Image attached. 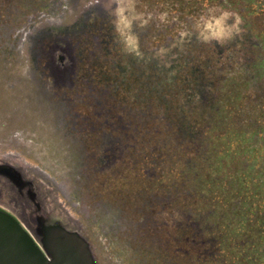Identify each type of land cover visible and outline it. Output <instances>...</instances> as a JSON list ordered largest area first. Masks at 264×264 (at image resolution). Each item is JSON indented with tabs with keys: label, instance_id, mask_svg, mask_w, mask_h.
I'll return each instance as SVG.
<instances>
[{
	"label": "flooded vegetation",
	"instance_id": "flooded-vegetation-1",
	"mask_svg": "<svg viewBox=\"0 0 264 264\" xmlns=\"http://www.w3.org/2000/svg\"><path fill=\"white\" fill-rule=\"evenodd\" d=\"M197 1L165 0L178 15L157 19L159 7L136 19L110 0H0V157L37 170L98 264H264L263 227L260 238L254 230L264 209L253 215L237 197L239 174L208 176L209 164L249 139L234 127L254 121L258 96L264 111L255 91L264 82V24L256 22L264 0H211L236 24L224 41L195 29ZM257 2L262 9L252 8ZM68 7L70 22L61 24ZM259 138L249 143L261 152L259 167L241 173L264 175ZM71 169L74 185L64 191L53 172ZM121 172L140 177L134 206L82 196L83 178ZM13 196L0 185L1 210Z\"/></svg>",
	"mask_w": 264,
	"mask_h": 264
},
{
	"label": "water",
	"instance_id": "water-1",
	"mask_svg": "<svg viewBox=\"0 0 264 264\" xmlns=\"http://www.w3.org/2000/svg\"><path fill=\"white\" fill-rule=\"evenodd\" d=\"M39 176L0 157V185L14 195L8 212L0 209V264H98L78 221Z\"/></svg>",
	"mask_w": 264,
	"mask_h": 264
},
{
	"label": "rangeland",
	"instance_id": "rangeland-1",
	"mask_svg": "<svg viewBox=\"0 0 264 264\" xmlns=\"http://www.w3.org/2000/svg\"><path fill=\"white\" fill-rule=\"evenodd\" d=\"M197 1V0H196ZM71 2V1H70ZM110 2H117L120 6H123L125 10L129 11L130 16H133V18H140L143 15L149 16L150 14L154 15L157 10L160 7V12H158V17H167V13H170V15L175 12L176 15H178V11L175 9L167 8L164 6L165 0H157V3L160 2L161 6H158L156 10L151 9V7L148 4V0H110ZM198 2V1H197ZM170 5V4H169ZM187 5H193L192 2L188 1ZM263 5V4H262ZM203 9L201 10V16L203 17L200 19L199 23H196L195 29L198 30L199 34L203 38H213L217 39L218 41H224L227 37H229L230 33H232L233 29L236 27V24L233 23V17L232 15L226 11L223 10L220 6L219 2H211V0H203ZM206 8V10H204ZM253 9H262L261 5L255 3L252 6ZM193 7H186L185 14L186 15H192L196 13V10ZM264 9V8H263ZM72 8H66L60 13L62 14V18L60 23L61 24H67L70 22V15L68 14L69 11H71ZM262 13V12H259ZM195 21V20H194ZM258 26H262L264 24V21L261 19L256 20ZM199 24V25H198ZM264 31V29H262ZM259 87H261V92L264 93V84L262 83ZM257 93L260 94L259 91L255 90ZM255 92V93H256ZM261 96H263L261 94ZM259 98H262L258 96ZM259 104H256L254 102V117L259 118L261 116L262 111L258 109ZM254 118V119H255ZM256 121V119H255ZM234 131H229L228 136L233 134ZM246 138H240L239 140L235 141V144H232L231 148L234 149V152L232 155L230 153H227L221 160L219 159V162L217 165L209 164L210 167H213V170L210 172V169H207L209 173V177L212 175V173H218L221 175L222 178L227 179V176L232 175L233 173L239 174L240 180L238 184H233L232 187L235 189L236 194L239 195V197H245L246 200L250 205H252V209H257L256 214L258 215L259 210L261 211L264 209V175L258 176L257 173H241L244 170V167L251 165L252 167H256L260 165V155L261 152L257 149H253L249 146V143H246ZM251 143V142H250ZM237 144V146H236ZM238 147V148H237ZM252 148V149H250ZM238 150V151H237ZM217 155V154H216ZM214 162V161H213ZM75 173L73 169L62 171V172H53V175L61 180L58 185L59 187L64 190L68 191V189H71V184H73V174ZM202 173H205L206 170H204ZM202 175V174H200ZM198 176V175H197ZM76 180H79V178L76 177ZM83 183L81 185V190L83 193V197L85 198H92L94 200H98L99 203H105L103 202L105 199H109L110 201H116V199L122 200L124 205H131L134 206L133 202H136V198H134V195L140 194V177L135 176V174H124L121 172L120 175L117 176V179H112V174H109L105 176L101 180H91L88 181L84 178L82 179ZM207 180V178H205ZM103 183L101 185L99 182ZM74 185V184H73ZM76 185V183H75ZM79 183H77V186ZM207 188H210L211 191L215 192V188L210 187V185H206ZM148 192V191H145ZM220 194V193H219ZM86 199L83 198L81 202V208L82 210H88L85 201ZM89 203V202H88ZM260 216V215H259ZM252 220L251 223H254V218L251 217ZM257 219V218H256ZM257 224H259L257 222ZM260 226H254L255 232L257 231V234L259 238L262 236L260 234L259 228H262V234L264 236V224H259ZM253 227V226H252ZM253 235V233H251Z\"/></svg>",
	"mask_w": 264,
	"mask_h": 264
},
{
	"label": "trees",
	"instance_id": "trees-1",
	"mask_svg": "<svg viewBox=\"0 0 264 264\" xmlns=\"http://www.w3.org/2000/svg\"><path fill=\"white\" fill-rule=\"evenodd\" d=\"M263 74H261L260 75V77L262 76ZM254 81H255V83H258L259 81H260V78L259 79H257L256 77L254 78ZM264 84V82H259L258 84H256L255 85V87H256V90L257 91H259V92H261V87H259L261 84ZM259 101H261V99L259 98V100L257 101V103L258 104H260V102ZM264 101V100H263ZM241 113H242V115H241V117H246V114H245V110H242L241 111ZM255 118V117H254ZM262 118V119H261ZM264 111L262 110V113H261V116L259 117V118H255L256 119V121H255V119H254V121L252 122H250V124H243V125H237V126H235L234 127V129L236 128L237 129V131H236V134L235 135H237V136H244V135H248V137H249V139H246L245 140V142L247 143H252V144H256V145H258V143H259V141H260V139L261 138H259V139H255V135L257 134V133H264V125L263 126H260L257 122L258 121H260V122H262V124L264 123ZM257 124L259 125V126H257ZM260 128H262L261 130H262V132H259L258 130H260ZM241 138V137H240ZM250 143V144H251ZM237 196V195H236ZM237 197H239V195L237 196ZM233 198V197H232ZM242 198V197H241Z\"/></svg>",
	"mask_w": 264,
	"mask_h": 264
}]
</instances>
